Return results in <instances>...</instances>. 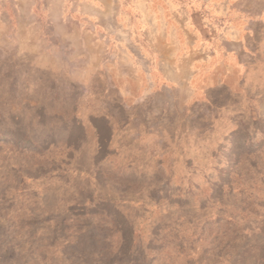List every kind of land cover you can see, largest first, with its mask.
Instances as JSON below:
<instances>
[{
    "label": "rangeland",
    "instance_id": "1",
    "mask_svg": "<svg viewBox=\"0 0 264 264\" xmlns=\"http://www.w3.org/2000/svg\"><path fill=\"white\" fill-rule=\"evenodd\" d=\"M92 1L0 0V264H264V0H193L230 12L214 47L245 70L174 104H136L76 61ZM110 5L115 36L130 14ZM39 29L44 55L24 45Z\"/></svg>",
    "mask_w": 264,
    "mask_h": 264
},
{
    "label": "crops",
    "instance_id": "2",
    "mask_svg": "<svg viewBox=\"0 0 264 264\" xmlns=\"http://www.w3.org/2000/svg\"><path fill=\"white\" fill-rule=\"evenodd\" d=\"M37 1L34 0L33 13L62 12L64 0H39L38 5ZM110 1L93 0L89 4L98 15L85 17L83 29L87 37H82L76 47L71 43V52L76 54V61L92 64L89 75L103 79L110 76L126 99L136 104H159V94L167 93L168 104L169 99L174 104L175 93L191 92L189 102H207L212 100L211 88L222 84L221 77L217 83L212 80L219 75L221 66L245 70L244 61L233 49L217 52L214 47L212 36H216L219 19L229 22L230 12L223 16L221 12L205 10L193 0H117L118 12L129 13L130 17L123 19L119 15L116 25L120 33L112 36ZM78 6L84 5L76 3L74 9ZM25 39V50L35 52L33 46L38 41L45 44L47 38L39 29L38 35L30 31ZM41 44L38 53L44 55ZM111 60L117 62L118 72L111 68Z\"/></svg>",
    "mask_w": 264,
    "mask_h": 264
}]
</instances>
